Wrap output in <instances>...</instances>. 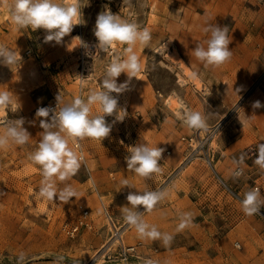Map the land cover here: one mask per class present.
<instances>
[{
  "label": "rangeland",
  "instance_id": "obj_1",
  "mask_svg": "<svg viewBox=\"0 0 264 264\" xmlns=\"http://www.w3.org/2000/svg\"><path fill=\"white\" fill-rule=\"evenodd\" d=\"M4 3L0 0V44L20 58L11 68L0 64V90L11 91L17 100L0 110V121L24 118L31 139L24 147L13 145L0 151V264H20L21 254L23 264H95L99 260L103 262L97 264H106L103 255H94L108 234L102 203L122 219L120 209L130 207L129 192L146 187L164 190L167 196L143 219L161 232L174 233L167 248L159 240L144 239L159 248L149 261L264 264V208L247 216L240 204L243 193L256 185L264 195V172L254 163L256 145L264 143V0H81L84 23L59 45L44 43L43 29L18 31ZM106 8L150 31L148 47H135L143 71L118 96V107L127 113L123 121L106 116L112 124L110 135L101 142L88 138L81 142L85 163L67 182L77 198L67 204L58 197L53 203L37 201L33 192L42 176L29 153L38 145L43 131L39 123L44 118L35 113L48 107L59 92L68 102L76 95L86 98L90 89H100L111 57L101 53L105 57L94 62L84 47L69 51L67 43L75 33L84 42L97 43L96 18ZM209 23L228 28L233 55L221 67L205 69L192 50L207 39L202 29ZM124 47L117 45L112 55L122 56ZM126 79L122 73L117 82ZM236 89H241L240 98ZM257 100L262 107L253 108ZM186 109L207 114L210 131L184 126L177 113ZM141 142L164 149L159 161L162 171L147 179L130 172L125 161L127 148ZM69 146L73 147L71 141ZM175 149L180 151L178 160L167 164ZM237 163L245 168L240 176L234 173ZM125 178L134 187L121 188ZM56 183L63 187L59 180ZM85 208L90 209L95 225L68 234L65 223H75ZM137 211L145 209L137 206ZM182 213L190 217L186 227L178 230ZM125 235L133 242L139 237L134 227H128ZM147 262L135 257L131 264Z\"/></svg>",
  "mask_w": 264,
  "mask_h": 264
},
{
  "label": "clouds",
  "instance_id": "obj_2",
  "mask_svg": "<svg viewBox=\"0 0 264 264\" xmlns=\"http://www.w3.org/2000/svg\"><path fill=\"white\" fill-rule=\"evenodd\" d=\"M4 7L8 9L10 21L16 29L45 30L44 43L55 42L62 44L63 38L73 32L75 26L83 24L81 0H5ZM207 39L203 43H197L192 50V55L205 69L218 68L229 62L233 52L229 45L231 39L228 36V28L217 24H207L203 27ZM94 36L97 43L95 51L89 50V46L79 37H73L68 50L72 51L77 46L85 48V55L94 62L109 56L100 89H90L86 98L76 95L70 101L65 102L62 92L56 96V107H40L35 116L40 119L39 127L43 129L39 133L40 139L36 149L29 153V159L39 165L41 171L40 187L33 192L35 200H47L54 202V198L67 204L71 198H77V192L70 183L85 163L82 152V144L86 138L102 141L112 131V124L106 122V116H115L117 121H123L126 111L118 107V96L129 90L133 78L138 79V74L143 71L140 57L136 54L137 44L147 48L152 39L147 28H142L135 22L122 18L119 14H113L110 9H105L96 18ZM117 45H126L123 55H112V50ZM166 52V46L161 45ZM101 53L106 54L103 58ZM160 53V51H157ZM19 53L0 44V64L11 68L18 62ZM94 67V64H93ZM126 74L127 79L118 83L117 78ZM195 75V74H194ZM83 79V77H81ZM241 89H236L238 93ZM113 93L117 96H113ZM240 98V97H239ZM17 103L16 97L9 90H0V110ZM97 107L93 114V107ZM253 108L262 107L260 101L253 103ZM177 118L189 130L197 132H209L208 115L192 109H186L177 113ZM24 118L0 121V151L16 145L24 147L28 145L31 134L23 126ZM73 147L69 146V143ZM74 148L76 150H74ZM256 159L254 163L261 172H264V143L256 145ZM129 153L125 157L127 168L135 176L150 178L159 174L162 169L159 161L164 149L149 146L148 143H138L127 148ZM243 157L241 158V161ZM241 173L238 171L236 175ZM59 180L63 187H58ZM121 185L134 187L125 178ZM167 196L164 190H152L147 187L137 193L129 192L126 199L130 204L121 208L124 222L134 227L141 239L159 240L164 247H169L174 239L172 234L161 232L155 225L148 224L143 219L145 212L151 213L156 206ZM241 210L247 216H253L264 208V195L259 188H251L243 193L240 200ZM137 206H143V213L137 211ZM190 213H182L179 217L178 230H182L188 223ZM24 255L19 257L23 264ZM147 264H157L148 261Z\"/></svg>",
  "mask_w": 264,
  "mask_h": 264
},
{
  "label": "built area",
  "instance_id": "obj_3",
  "mask_svg": "<svg viewBox=\"0 0 264 264\" xmlns=\"http://www.w3.org/2000/svg\"><path fill=\"white\" fill-rule=\"evenodd\" d=\"M89 46V50L95 51L94 44L90 41H86ZM85 42V43H86ZM115 49L112 50L114 54ZM56 100H53L48 104V107L55 108ZM240 172L244 173L245 168L243 164L238 163L234 168V173ZM240 174V175H241ZM239 175V176H240ZM259 186L256 185V188ZM102 213L105 217V224L108 229V234L106 240L100 247L102 254L107 259H115L121 262V264H131L135 257H138V242H126L124 239L125 231L129 225H127L123 218L120 219L114 212H112L105 203H102ZM90 209L85 208L80 216V218L73 224L69 225L65 223L64 229L68 234L74 235L81 231L83 227L92 228L95 222L90 217Z\"/></svg>",
  "mask_w": 264,
  "mask_h": 264
},
{
  "label": "crops",
  "instance_id": "obj_4",
  "mask_svg": "<svg viewBox=\"0 0 264 264\" xmlns=\"http://www.w3.org/2000/svg\"><path fill=\"white\" fill-rule=\"evenodd\" d=\"M176 149H175L174 152H171V154L167 157V164H174L178 160V158H179L178 156H179V152L180 151L178 149L177 150L178 152L175 153L176 152ZM169 234H174V233L171 232ZM106 236H107V234H106ZM124 239H125L126 242H133V241L128 240L125 234H124ZM135 242H138L139 243L138 244V257L140 259L142 258L145 262L153 259L152 258L153 257V254L152 253H154L155 251H158L159 250L158 246H156L154 243H152L150 241H146L144 239H141L140 237H138L137 239L135 238L134 243ZM105 261H106V264H121L120 261L115 260V259H107V258H105Z\"/></svg>",
  "mask_w": 264,
  "mask_h": 264
},
{
  "label": "bare ground",
  "instance_id": "obj_5",
  "mask_svg": "<svg viewBox=\"0 0 264 264\" xmlns=\"http://www.w3.org/2000/svg\"><path fill=\"white\" fill-rule=\"evenodd\" d=\"M76 36H79L80 38H81V36L79 35V33H75L71 38H70V40H69V43H67L68 45L69 44H71V42H72V38L73 37H76ZM84 41V40H83ZM90 43H92V44H96V43H94V42H90ZM86 44L88 45V43L86 42ZM78 47H81V46H77L76 48H78ZM84 49V48H83ZM188 72H190L189 70H188ZM191 74V73H190ZM84 79L85 78H83V79H81V82H84ZM100 251H101V249L99 248L98 249V251L94 254L95 255V257L100 253ZM100 255H102V254H100ZM94 257V258H95ZM99 257V256H98ZM98 257H96V258H98ZM92 260V259H91ZM105 261V260H104ZM103 261H101V260H99V261H97L95 264H97V263H102Z\"/></svg>",
  "mask_w": 264,
  "mask_h": 264
}]
</instances>
